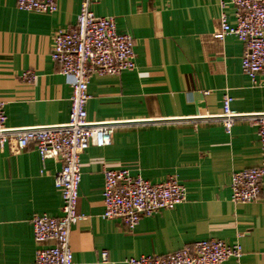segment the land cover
Instances as JSON below:
<instances>
[{"label": "crops", "instance_id": "crops-1", "mask_svg": "<svg viewBox=\"0 0 264 264\" xmlns=\"http://www.w3.org/2000/svg\"><path fill=\"white\" fill-rule=\"evenodd\" d=\"M82 1L58 0V10L48 14L0 0V99L9 125L69 120L72 89L51 54L55 32L76 23ZM221 1L93 5L97 15L116 17L120 33L132 35L136 67L90 78L88 119L123 123L109 146L90 145L81 155L78 212L84 218L71 232L73 264H128L130 257L167 255L212 238L243 247L239 259L223 264H264V179L260 197L249 203L233 202L231 187L233 173L262 163L259 125L239 119L228 133L214 118L224 113L225 95L237 113L264 112V83L244 73L242 40L216 36ZM226 13L234 25L235 8ZM28 70L34 80L22 77ZM62 166L60 159L44 161L34 143L22 151L14 143L0 145V264L33 263L38 244L32 218L61 215L56 174ZM105 167L126 168L155 183L176 176L187 198L142 217L131 230L103 217Z\"/></svg>", "mask_w": 264, "mask_h": 264}, {"label": "built area", "instance_id": "built-area-1", "mask_svg": "<svg viewBox=\"0 0 264 264\" xmlns=\"http://www.w3.org/2000/svg\"><path fill=\"white\" fill-rule=\"evenodd\" d=\"M100 0H83L77 21L60 27L53 37L51 57L61 67L72 89L71 111L65 123L11 126L8 124L6 102L0 99V145L14 143L17 151L35 144L42 159H60L61 170L56 174V185L62 189L63 206L59 216L37 214L32 218L34 239L38 244L32 264H73L71 248L72 228L84 218L78 212L79 188L82 180L81 155L90 145L106 147L112 143L119 120L91 121L87 104L89 83L93 74L119 75L136 67L134 39L120 33L116 17L97 15L92 9ZM18 8L52 14L58 10V0H17ZM221 31L223 38L232 34L244 42L242 68L251 80L264 83V0L221 1ZM235 8L236 23L230 24L226 9ZM26 80H34L33 71H26ZM232 97H224V113L216 116L230 133L234 123L248 118L259 125L262 163L232 175V200L236 203L256 201L262 193L264 179V112L250 115L231 109ZM202 117L193 118L195 121ZM103 217L120 219L133 230L144 216L171 209L187 198L186 186L178 177L171 176L152 182L141 173L129 169H104ZM49 242V243H48ZM51 242V243H50ZM243 255L240 243L230 244L223 239L196 241L167 255L150 254L130 257L128 264H223L230 258ZM106 257V252L104 253Z\"/></svg>", "mask_w": 264, "mask_h": 264}]
</instances>
